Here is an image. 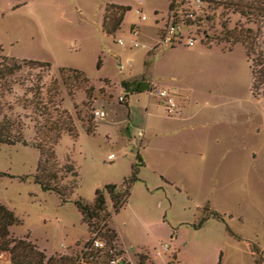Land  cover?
Segmentation results:
<instances>
[{
	"label": "rangeland",
	"instance_id": "374dc122",
	"mask_svg": "<svg viewBox=\"0 0 264 264\" xmlns=\"http://www.w3.org/2000/svg\"><path fill=\"white\" fill-rule=\"evenodd\" d=\"M168 1L0 0V56L49 64L48 70L23 66L14 72L10 91L0 89V111L19 118L31 142L33 124L41 118L28 104L29 90L56 80L54 102L76 131L74 138L61 132L54 146L56 159H67L76 172L77 185L66 202L32 181V145L0 144V172L6 174L0 176V203L19 220L8 228L11 238H26L46 257L96 264L80 257L91 233L73 199L91 202L94 191L107 184L121 189L136 164L117 211L104 193L107 225L125 264H137V254L142 264H264V97L251 93L242 47L215 40L221 22L231 28L244 20L236 13L220 15V8L209 10L203 2H184L178 9L191 17L178 11L179 39L165 42L172 21ZM108 4L128 7L112 34L101 27ZM187 38L194 40L191 46ZM60 67L83 72L87 81L70 79L68 93ZM138 79L149 89L167 90L173 112L152 94L120 86ZM91 110L104 117L92 118ZM76 113L92 118V133H85ZM249 244L263 259L259 263Z\"/></svg>",
	"mask_w": 264,
	"mask_h": 264
},
{
	"label": "trees",
	"instance_id": "16d2710c",
	"mask_svg": "<svg viewBox=\"0 0 264 264\" xmlns=\"http://www.w3.org/2000/svg\"><path fill=\"white\" fill-rule=\"evenodd\" d=\"M193 0H169L167 11L171 14L172 25H176L178 9L184 2ZM207 9L215 10L220 8V15L225 12L238 14L243 20L244 25L238 22L234 23L231 28H227L225 22L219 24L220 30L215 40L218 43H224L228 46L239 44L249 63L250 73V89L255 96L264 97V0H200ZM128 10L127 6L108 4L104 7L101 27L106 34L114 33L120 25L123 14ZM183 16L189 17L191 12L180 11ZM209 19V16H205ZM199 18H196L198 20ZM185 25L191 24L187 19L184 20ZM253 26V27H251ZM31 69L41 68L49 69V64L30 59H21L19 61L13 58L0 56V89L10 91L8 82H12L11 76L21 67ZM58 76L62 84L65 85L67 92L71 94L68 84L69 80L76 81L80 79L86 82L87 79L83 72L60 67L57 70ZM39 82L41 77L37 76ZM120 86L124 92L140 93L147 92L150 84L143 80L121 81ZM43 89V92H42ZM92 89L90 86L85 88L86 96H89ZM30 102L28 104L35 111L38 110L41 122L37 125L33 124V138L31 142H27L23 135V124L17 117H10L2 114L0 111V144L13 145L20 143L22 145L30 144L37 150V161L35 170L32 174V181L36 183L42 191L55 193L61 200L66 202L77 185L76 172L73 165L66 159L59 162L54 154V146L57 143L60 133L65 132L70 137L76 136L75 126L69 114L66 111L58 109V105L54 102L57 95L56 80H51L47 87L40 84H34L29 90ZM92 118L93 110H91ZM77 120L81 122L85 133H92L94 124L89 116L80 117L76 113ZM138 163L140 158L136 155ZM136 164L132 166L131 177L123 182V187L117 189L115 185L107 184L103 190L96 189L91 202H86L81 198H74L73 204L80 214V220L85 224L87 231L91 233V237L83 244L80 257L84 261H90L98 264H108L112 255H119V250L114 246V230L107 225L109 221V212L105 206V195L111 204L112 210L115 212L120 208L126 200L128 189L131 182L135 179ZM1 175H6L0 172ZM20 179H23L21 177ZM209 215L220 219L219 214L210 211ZM19 223L12 211L7 209L0 203V251H7L10 254L11 264H75V259L59 255L57 257H46L44 253L36 248V246L23 239H13L8 235V228ZM201 224V223H200ZM198 224L197 226H199ZM102 241L104 246L102 249L93 247L92 241ZM250 250L255 257V262L259 263L263 260L258 256V250L253 244H249ZM137 264H142L143 256L136 255Z\"/></svg>",
	"mask_w": 264,
	"mask_h": 264
},
{
	"label": "built area",
	"instance_id": "2783aa9c",
	"mask_svg": "<svg viewBox=\"0 0 264 264\" xmlns=\"http://www.w3.org/2000/svg\"><path fill=\"white\" fill-rule=\"evenodd\" d=\"M197 4L201 3L200 0H194ZM189 17H191V14L189 15ZM143 18V16H141V19ZM132 34H135L134 30H131ZM176 34V25H172L171 23L165 28V34L163 36L162 41L165 42H171L173 43L174 41H172V38L175 37ZM177 38V37H175ZM174 38V39H175ZM179 39V38H177ZM118 43H120V40H117ZM194 43V40L192 38H187L186 40V45L187 46H191ZM133 45H136V42L133 41ZM148 94H152L154 96H156L157 98H159L163 104H164V108L166 110L167 113H171L173 112V107L174 104L172 102V99L168 93L167 90L163 89V88H159V87H153L151 89H149L147 91ZM119 101H122V98L119 97L118 98ZM93 116L97 117V118H102L104 117V113L101 110H93ZM92 245L95 248L98 249H102L104 244L102 241L99 240H93L92 241ZM112 258H110V260L108 261V264H125L124 260L121 258L120 255H115L112 251H110ZM0 264H11V259H10V254L7 251H0Z\"/></svg>",
	"mask_w": 264,
	"mask_h": 264
}]
</instances>
